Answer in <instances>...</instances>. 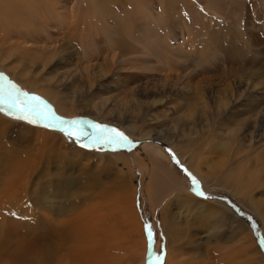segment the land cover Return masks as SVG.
I'll return each instance as SVG.
<instances>
[{
    "label": "rangeland",
    "instance_id": "374dc122",
    "mask_svg": "<svg viewBox=\"0 0 264 264\" xmlns=\"http://www.w3.org/2000/svg\"><path fill=\"white\" fill-rule=\"evenodd\" d=\"M29 1L26 13L17 7L24 15L21 25L17 21L13 28L2 21L0 73L22 90L40 96L59 116L109 124L138 143L131 152L88 151L57 132L14 120L0 111L3 126L12 125L6 135L0 131L5 136L0 137V145L12 149L14 162L19 158L29 162L30 172L26 196L20 195L18 199L21 207L8 208L16 223L9 229L11 240L18 236L26 241L59 242L58 230L64 228L69 238L56 246L54 254L61 262L55 259L51 264H87L83 261L85 253L98 249L104 250L102 257L113 251L112 264H148L144 224L150 221L157 234L154 250L159 253L165 248L163 264H167L174 244H168L163 208L167 210L171 204L168 213L184 222V213L193 215L195 210L178 207L167 198L169 195L153 206L155 198L146 195L145 179L134 169L165 175L168 163L185 177L166 151L168 148L191 172L198 161H223L231 170L246 163L244 167L248 166L257 176L253 201L264 206V0ZM37 9L44 10L41 16ZM10 23L14 24L12 20ZM22 65L26 69L24 75ZM45 80H49L48 85ZM41 142L50 149L46 162L39 165L38 152L31 149ZM58 147L60 150L54 153ZM149 147L159 149L170 162L149 151ZM142 149L143 153H137ZM65 150L70 153L69 161L61 157ZM29 151L32 159L27 155ZM192 173L215 199L204 201L195 197L189 191V181L187 194L198 202L220 203L224 207L221 198L232 201L237 210L225 208L243 224L237 230L244 239L237 235L238 242L227 238V233H217L208 241L212 225L205 226L204 217L192 222L194 226L203 224L204 228L189 226L193 229L185 233L181 245L176 242L181 259L195 264L196 257L201 256L204 260L214 259L203 264H258L255 257L264 258V250L256 234L264 239V225L232 194L207 187ZM117 194L122 199L118 203L127 197L124 211L114 202ZM43 197L50 211L37 204ZM249 217L256 224L255 230L249 227ZM43 218L45 222L41 221ZM20 221H26V227L18 225ZM195 233L198 241L190 243ZM143 239L145 246L141 247L142 258L138 260ZM250 240L255 248L245 254L242 248ZM233 243L236 257L231 262L232 256H218ZM1 255L0 264H10L9 251Z\"/></svg>",
    "mask_w": 264,
    "mask_h": 264
},
{
    "label": "bare ground",
    "instance_id": "6f19581e",
    "mask_svg": "<svg viewBox=\"0 0 264 264\" xmlns=\"http://www.w3.org/2000/svg\"><path fill=\"white\" fill-rule=\"evenodd\" d=\"M17 1L18 0H0V23H1L0 27L3 25V23L5 24V22H7V23L9 22L8 24H10L13 28L17 27V21H20V25H21L24 15L20 14V11L18 10V8L26 13V11L29 9L27 3L30 2V1L29 0H21L22 2H17ZM71 10H72V8H71ZM37 11L40 12L39 16H41V12H43L44 10L41 11L40 9H37ZM70 17L73 18V13H72V15H70ZM27 18L29 19L28 14H27ZM30 18H32V17H30ZM11 20L14 22V24L10 23ZM30 20H32V19H30ZM2 21H3V23H2ZM56 65H57V63H56ZM34 67H35V63L33 62L32 63V68H34ZM22 68H23V65H22ZM22 68H21V70H22ZM23 69L24 70H22V71L20 70L22 75L25 74V70H26L25 68H23ZM34 74L35 73L33 72V75ZM38 79H40V78L38 77ZM45 81H46L45 84L48 85L47 82L49 80H45ZM263 104H264V102H263ZM262 108H263V106H262ZM262 115H264V114H262ZM262 117H264V116H262ZM4 123L7 124V122H4ZM10 124H13V127H15L14 123H10ZM8 126H9V123H8ZM8 126L7 125H6V127L3 126V123L1 121V116H0V131H1L2 134L5 133V135H6V132L8 130ZM10 129H12V125H11ZM17 131H19V130H17ZM8 133H9V131H8ZM2 134L0 135V137L5 139L4 138L5 136L2 135ZM2 136H4V137H2ZM35 138L36 139L39 138V134L38 133H37ZM2 141H4V140H2ZM49 143H51V142H49ZM6 144H8V143H6ZM49 149L50 148H48V146H47V144L45 142H41V144L39 146L32 147V149H31L32 152H38L37 155L39 157L40 162L39 163L36 162V163H38L40 165L42 162H46L45 161V158H46L45 155H46V153H47V151ZM150 149H149V151H151L152 153H155L156 155H160L161 158H163L164 160L166 159L168 162H170V159L167 156H165L164 153H162L159 149H157L155 147L150 148ZM10 150H12V149H10ZM10 150H9V148L5 147V145H3V146L0 145V257H2L1 253L5 252V251H9V253H10V260H9L10 264H51L52 261H54L55 259L59 260V256L57 254L54 255L55 252H56L55 249H57L56 246H59L60 244H64V242H65L64 240L67 239V237L69 238V236H68L69 234L67 232H65V230H63L64 228L58 230L57 237L60 239V241H59L60 243L56 242V241L55 242H46V243L39 242V240H37V241H34V240L26 241L25 238H19L18 236H12V237H15L13 240H11V238H10L9 229H10V227L16 226V223L13 221L14 220V217H13L14 213L9 211V209H10L11 205L16 206L17 208L21 207L22 204L19 203L18 199L20 198V195H23V197L25 198L26 193H27V186L30 183L29 182L30 181L29 180L30 172H29V165H28L29 162L27 164V162L22 160L21 158H19L18 161L14 162V157L12 156L13 154H12V152ZM59 150H60L59 147L56 148L54 153L59 151ZM143 151L144 150L142 149V150H139L137 153H143ZM72 154L74 156V152H72ZM27 155H28V157L30 159H32L31 158L32 155L30 156V151L27 153ZM79 155H80V153H79ZM61 157H63L64 160H66V158L68 160L69 157H71V156H70V153H68V151H66V152L61 154ZM35 159H37V158H35ZM69 160H71V159H69ZM166 160H165V162L167 163ZM83 161H84V159H83ZM80 162H82V161H80ZM32 163H34V162H32ZM45 164H43V165H45ZM89 164H91L90 161H89ZM125 165H128V164H125ZM170 165L167 163V166H168L167 169L168 170H166V169L164 170V171H166L165 175H162V174H159V173L146 174V173H141L140 170H137V168L136 169L133 168V169L135 170V172L137 171L143 177V180L145 179V181H143V182L147 186V187H145L146 195L147 194H152V196L155 198V200L153 202V206L159 205V202L165 200V198L169 195L170 197H167V198L168 199H173V200H170V201L174 202V203H177L176 205L178 207H180V208H189V207L191 208V207H193L194 208L195 212H194L193 215H191V212H187V211H186V213H184L185 214V222L181 218L174 217L173 214L168 213V210H169V207H170L171 204L169 205L167 210H165L164 208L162 210V216L164 214L163 226H165V230H166L165 234H166V236L168 238V244L170 242H172V244H174L173 251H172V249L170 247V251H169V255H168L169 257L167 258V264H193L188 259H185V260L181 259V255L182 254H178V253H180L178 251V249H177L178 253L176 251V248H178V247H176V242H178V243L181 242L182 238L185 237L184 236L185 233H187L189 231V229L191 228L189 226H194L192 224V222H194V221H202V219L204 217H206V219H204L205 226H210V224L212 225L210 227L209 234H207V240L216 237L215 235L217 233L221 234L222 236L226 235V233H227V238H234V240H237L239 238V236H237V235H240L239 230H237V229H238L239 226H241L243 224H241V221L238 218H236L233 215L232 212H230L227 208H225L226 206L224 207L220 203L219 204L218 203H206L204 201L198 202L193 197L188 195L189 193L187 194V191H188V180H187V178L184 177L183 175H182L183 177L180 176V174H178L173 169V167H171L172 165L171 166ZM245 165H246V163L245 164L241 163L239 166L236 165V167L233 170H231V169H229V167H230L229 165L225 166L223 164V161L219 162V163H214V164H208V163H205L203 161H198L196 166L191 168V169H193L192 172H195L196 175L199 176L202 179V181L204 182L205 185H207V187H209V188H211V187L213 188L214 187L215 189H218V190L222 189L223 191H226V192L232 194L238 201H241L243 204L248 206L252 210V212H254L256 214L259 222H261L264 225V206H262L261 204L256 205L254 203V201H253V198H252L254 187H255L256 182H257V176L252 171H249V167L248 166L244 167ZM37 167H40V166L37 165ZM45 168H47V166ZM128 170L132 171V168L129 169V166H128ZM162 170H160V171H162ZM13 171H16L17 173L12 175ZM35 171H36V169H35ZM84 171H85V168L83 167V172ZM37 172H39V171H37ZM162 173H163V171H162ZM166 173H168V174H166ZM39 174H41V173H39ZM84 175H87V173L85 174V172H84ZM156 175L158 177H161L160 180L157 177H155ZM224 177H226V178H224ZM117 179L119 180V178H117ZM219 179H221V180H219ZM42 181H40V182H42ZM119 181H121V180H119ZM118 183H120V182H118ZM121 183L123 184V182H121ZM120 188H121V186H120ZM76 189L77 190L79 189V185L78 184L76 186ZM122 191H123L122 193L124 195L126 193L125 192V188H122ZM105 192H107V190ZM118 194L116 195L117 198L114 201L115 203L116 202L118 203L119 200H122V199H120V196ZM125 197L126 196L123 197V201H121V203H118L119 207H120V209L122 211H124L125 208H126ZM43 198L44 199L39 201V203H37V204L39 206H41V208H43V209H45L47 211H50V208H49V205H48L49 203L46 201V197H43ZM102 198H103V196H102ZM31 202H32V200H31ZM133 203H132V205H134ZM167 204H169V203H167ZM45 210L43 211L44 213H45ZM128 210H130V209H128ZM132 210H134V207H133ZM194 210H191V211H194ZM133 212L135 213V210ZM197 212H199V213H197ZM165 213H167V214H165ZM61 215H63V214H61ZM135 216H136V214H135ZM193 216H198L197 217L198 219L196 218V219L193 220L192 219ZM24 218H25V216H24ZM188 218H190V219H188ZM136 219H137V216H136ZM41 221L45 222L46 219L43 218V219H41ZM80 224H81V222H80ZM135 224H137V222ZM18 225H24L25 226L26 225V221H20L18 223ZM38 225H40V224L38 223ZM27 226H29V224ZM76 226H75V228H76ZM194 227L197 228V229L198 228H204V225L203 224H197V226H194ZM227 227H228V229H227ZM75 228H74V230H75ZM71 229H73V228H71ZM191 229H193V228H191ZM239 229H241V228H239ZM84 230H86V229H84ZM68 232H70V231H68ZM77 232H75V233H77ZM88 232H90V231H88ZM12 233L16 234V232L14 230H13ZM249 233H251V232L246 233L248 238H250V234ZM85 234H86V232H85ZM85 234H83V237H84ZM92 235H93V233H92ZM197 236L198 235L196 233L192 234L191 235L192 240H191L190 243H196L198 241L197 238H196ZM20 237H23V236L20 235ZM240 237H241V239H244L243 236L240 235ZM245 239H247L246 236H245ZM237 241L240 242V240H237ZM249 242L251 244L250 243H249V245L246 244V247L242 248L243 252L245 254L248 253L251 248H255L254 243H252L251 240ZM52 243H54V244H52ZM99 245H97V246L99 247ZM195 245H197V244H195ZM144 246H145V243H144V239H143L141 241V244H140V247H139L140 257L138 256V260L142 258V249H141V247L143 248ZM198 246H200V245H198ZM229 246H230L229 249H227L228 247L225 248V253L219 254L218 256L222 255L221 257L225 256V257H228V258L230 256H232V258H230V262H231V259L233 260V258L236 257L235 256L236 248L234 247V243L229 245ZM90 248H91V246H90ZM94 249H96V248L94 247ZM105 249H107V248H105ZM98 250H95V251L93 250L92 252H86L85 255L83 256V261L85 263H87V264H112V261L114 260V256L111 255V254H113L111 252H113V251L112 250L110 252L108 251L106 253V255L104 254V257H102V255L100 253H101V251L104 252V250H99V251ZM59 251H61V250H59ZM201 251L203 252V249ZM173 252L175 254H173ZM184 253H183V255H184ZM204 254H205V252H204ZM207 254H209V253H207ZM211 254H212V252H211ZM256 254H258V253H256ZM196 258H197V261L195 262V264H198V262H200V264H203L204 261L212 262V260H214L211 257H207L206 260H204L201 256H198ZM255 258H257V260L259 261L258 264H264L263 256L262 257L259 256V257H255ZM222 259H224V258H222ZM81 260H82V258H81ZM221 261H223V260H221ZM228 261H229V259H228ZM234 262L232 261V263H234Z\"/></svg>",
    "mask_w": 264,
    "mask_h": 264
},
{
    "label": "snow or ice",
    "instance_id": "6c2138e0",
    "mask_svg": "<svg viewBox=\"0 0 264 264\" xmlns=\"http://www.w3.org/2000/svg\"><path fill=\"white\" fill-rule=\"evenodd\" d=\"M5 80L4 74L0 73V111H3L5 115L14 120L57 132L63 138L88 151L100 152L123 149L131 152L138 143L131 140L123 131L109 124L82 117L67 119L59 116L53 107L47 104L40 96L22 90L11 80H6V82ZM166 151L190 182L189 191L195 197L204 201L215 199L203 189L197 177L184 167L170 148L166 149ZM221 199L227 207L233 211L237 210V206L232 201ZM249 227L252 230L256 229V224L251 222V217H249ZM144 232L148 239V264H163L165 248L162 247L159 253L154 250L157 234L150 221L145 222ZM256 235L260 248L264 250V239H260L259 233Z\"/></svg>",
    "mask_w": 264,
    "mask_h": 264
}]
</instances>
